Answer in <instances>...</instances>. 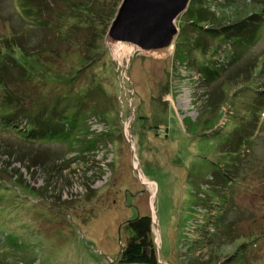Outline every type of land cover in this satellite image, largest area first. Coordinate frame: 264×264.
<instances>
[{
  "label": "rangeland",
  "instance_id": "obj_1",
  "mask_svg": "<svg viewBox=\"0 0 264 264\" xmlns=\"http://www.w3.org/2000/svg\"><path fill=\"white\" fill-rule=\"evenodd\" d=\"M116 1L98 2L96 14L84 5L97 0H40L24 24L21 0H0V98L89 91L73 149L30 144L0 124V264H120L125 223L145 215L159 264H264V0H199L225 41L204 37L183 61L178 36L165 55L109 43ZM26 47L42 55L29 64H50L58 78H21L6 52L24 62ZM80 67L96 88L77 78ZM243 134L253 141L234 148Z\"/></svg>",
  "mask_w": 264,
  "mask_h": 264
},
{
  "label": "trees",
  "instance_id": "obj_2",
  "mask_svg": "<svg viewBox=\"0 0 264 264\" xmlns=\"http://www.w3.org/2000/svg\"><path fill=\"white\" fill-rule=\"evenodd\" d=\"M101 1L102 0H97V2L90 4V6L89 5L87 6L84 5V6L86 9L90 8L91 11L95 10L94 13L98 14L102 7L98 5V2ZM121 1L122 0H117L115 3L116 7L112 13V19H111L112 21L116 16ZM39 3L40 0H28L27 4H26V0H21L20 4L25 11V16L22 19L24 24L30 23L31 20L34 18L32 17L31 13H33V11L36 10L35 5L38 4L37 10L41 11V6L39 7L40 5ZM256 16L258 17V14H256ZM184 19L186 21L184 22V24L181 25L182 27L181 29L183 32H186L187 30V33L186 35L185 34L181 35V33L178 35L177 41L179 42V44L176 41V51H175V54L177 55V59L179 57L180 61H183L187 55V53L185 52L186 46H188L189 48H194L196 50H200L201 48H203L202 39H204V37L206 38L213 37L225 41V39H223L225 35H222L220 32L221 28L215 27L209 29L208 27H206L205 23H210L211 21L215 20V18L202 9V4L199 0L190 1L188 9L184 13ZM37 22L40 23V26H44L46 23L44 20L41 21L38 18H36V23ZM53 25L56 24H52V25L48 24L47 27L50 29H55L54 28L55 26L52 27ZM70 26L71 29H69L68 31L77 29V26L76 27L73 25ZM258 26L259 25H256L255 28L248 31L250 36L251 33H254V35L257 34ZM261 28L262 26L260 27L259 31L261 30ZM222 29L226 31L228 27ZM58 32L61 33L62 28L61 31L59 29ZM66 34H71V32H68ZM61 38L69 41L72 40V38L66 36H61ZM241 40L242 39L240 37L239 45L245 46L244 44L245 42L243 41L241 42ZM253 40L254 39H252L251 36L250 41ZM192 42L195 43L196 45L195 46L191 45ZM9 49L10 50L12 49L11 51H14L15 47L12 46ZM27 49L29 50V47H26L24 50L25 52L22 53V55L25 57L23 59L24 62H18V63L14 62L15 60H13V55L9 53V50L6 52V55L10 56L11 59L10 62H12L18 69H20L23 72L22 75H20L21 78H26L30 81L33 80L36 81L37 83L43 81H46L48 83L50 82L51 78H58V76H54L52 74L53 72L51 71L50 64H45L44 62H40L38 64L36 63L35 66L33 64H29V60L33 58L38 59L39 57H42V55L37 56L38 54L37 51L28 52ZM98 61L99 59L95 58L94 60L90 61L88 65L94 66V64L97 63ZM201 64L203 65L202 69L204 73L207 74L208 77L211 76V78H213L215 77V75L218 74L217 72H215L214 68L207 65L206 61H203ZM44 67L46 68L44 69ZM81 69L82 68L80 67V72L77 75V78L81 79L82 76H84L87 82L91 85L92 89L94 87L96 88V84L98 85L99 83L98 80L94 79V76L92 74L84 72ZM2 70L7 71V69L4 68V65L0 66V75ZM71 80H68L69 82H66V86L70 85ZM74 88L75 87L73 86H69L68 89H66L63 93L60 91H53L52 99L50 101L46 100V97H41L40 99L27 97L28 101L27 100L23 101L22 97H26V95H23L18 91L15 92L14 90H11L10 92L7 91L6 93H4V97L0 98V124L5 126V129L7 131L15 130V132L20 136V138L23 139V141H27L30 144L35 145L36 143H39L40 145H42V144H49L52 142H58L67 145L69 149H73L72 147L73 144L75 143V139L73 138L74 132L81 131L82 128V120L84 118V115H82L83 113H80V111H82L81 106L85 102L83 99L89 94V91L83 88H82L83 91L81 89L77 91ZM262 93L264 94V92ZM20 120L26 122L27 128L25 130L17 126ZM243 137H245L244 140L242 138H239L238 140L239 142L237 141L235 147L234 145L232 147L240 149L241 145H245V144L248 145L250 144V142L253 141L252 140L253 137L250 136L248 137L245 134H243ZM228 140L230 139L227 138V141ZM31 141L33 142L31 143ZM92 144L94 143H89L87 149L93 147L94 145ZM240 153L242 154L241 151ZM53 156L56 157L55 154L54 155L52 154V157ZM225 176L226 177L229 176L228 177L229 180L227 182L228 185H232V183L234 182L231 176L230 175L228 176L225 175ZM223 179H225V177ZM18 188L20 191L24 189L27 194L35 193V190L31 188L29 185L24 186L18 184ZM19 194H21V192H19ZM5 196H6L5 193L3 192L0 193V199H4ZM124 227H125V232H127L128 234V237L126 243L124 244L121 250L119 263L120 264H159L157 246L155 243V238L153 233L152 217L150 215L139 216L138 218L132 221L126 222ZM0 231L2 230L0 229ZM5 243L6 242L3 241L2 244L5 247L8 246L11 247L12 250L14 251L13 246L9 245L8 243H6L7 245H5ZM2 250L3 249L0 248V252H2Z\"/></svg>",
  "mask_w": 264,
  "mask_h": 264
},
{
  "label": "water",
  "instance_id": "obj_3",
  "mask_svg": "<svg viewBox=\"0 0 264 264\" xmlns=\"http://www.w3.org/2000/svg\"><path fill=\"white\" fill-rule=\"evenodd\" d=\"M190 1L122 0L107 41L132 45L137 51L165 54L173 48L179 34L176 21L186 12Z\"/></svg>",
  "mask_w": 264,
  "mask_h": 264
},
{
  "label": "bare ground",
  "instance_id": "obj_4",
  "mask_svg": "<svg viewBox=\"0 0 264 264\" xmlns=\"http://www.w3.org/2000/svg\"><path fill=\"white\" fill-rule=\"evenodd\" d=\"M114 45H116L118 47H128L130 49V53H132V54L137 51V49L135 47H133L132 45H127V44H123V43H117ZM169 52H171V50ZM169 52H167V53L169 54ZM167 53H165V54H167ZM165 54H163V55H165Z\"/></svg>",
  "mask_w": 264,
  "mask_h": 264
}]
</instances>
